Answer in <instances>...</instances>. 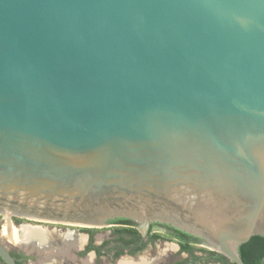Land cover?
<instances>
[{
	"label": "water",
	"instance_id": "95a60500",
	"mask_svg": "<svg viewBox=\"0 0 264 264\" xmlns=\"http://www.w3.org/2000/svg\"><path fill=\"white\" fill-rule=\"evenodd\" d=\"M0 216L159 223L245 264L264 0H0Z\"/></svg>",
	"mask_w": 264,
	"mask_h": 264
},
{
	"label": "flooded vegetation",
	"instance_id": "af4514ba",
	"mask_svg": "<svg viewBox=\"0 0 264 264\" xmlns=\"http://www.w3.org/2000/svg\"><path fill=\"white\" fill-rule=\"evenodd\" d=\"M10 219L18 222L17 218ZM106 227H121V229L111 231V236L116 241L114 247H110L111 243L108 241L95 245V231L91 230L87 231L83 244H81L82 242L79 244L71 241L62 242L56 251L54 249L51 251L53 254L48 256L49 259L44 256L45 260H42L41 263L39 260L42 258L37 255L36 251H48L50 244L46 239L44 245H38L26 242L23 238L16 250L8 249L1 242L0 245L13 257L16 264H56L57 261L59 264L66 262L74 264L86 257H90L95 263L96 260L103 262L109 260L113 264H235L223 255L204 246L198 239L167 225L150 223L141 227L126 220H114L109 222ZM20 228L24 233L25 229L30 226L20 224ZM79 232L73 230L72 234L78 235ZM250 241L244 244L243 248H241L243 245L239 247V257L245 264H264V242H258L256 246L254 244L255 248H253L250 246ZM160 245H164L166 250L156 252V248ZM241 251L247 254L246 259L240 255ZM107 252L110 255H105ZM54 253L56 254L54 255ZM144 253L146 256L143 255ZM0 264L5 263L0 259Z\"/></svg>",
	"mask_w": 264,
	"mask_h": 264
},
{
	"label": "rangeland",
	"instance_id": "374dc122",
	"mask_svg": "<svg viewBox=\"0 0 264 264\" xmlns=\"http://www.w3.org/2000/svg\"><path fill=\"white\" fill-rule=\"evenodd\" d=\"M20 224L30 226V228H38L44 231L45 239L48 241V244L50 245L48 251L46 252L36 251L37 255L42 258L39 260V263H41L42 260L43 261L45 260L44 256H47V259H49L48 256H51L50 255L52 253L51 251H53V249L56 251L62 242L71 241L76 244L82 242L81 244H83V240L86 236L87 231H91V230L95 231V245H100L104 241L105 242L108 241L109 243H111L110 247H114V245H116V241L114 238H112L111 231L113 229H121V227L87 228V227L68 226V225H60V224L45 223V222H36L25 219H18V222H15L14 220H11L9 218L0 216V242L10 250H16L17 247H19L20 245V241H22V239L24 238L23 237L24 233L21 231L22 229L20 228ZM73 230H77L80 232L78 235H74L72 234ZM194 249H199V248H194ZM165 250L166 247L164 245H160L156 248V252L158 251L162 252ZM55 254L56 253H54V255ZM108 254L110 255L109 252H107L105 255ZM171 254H173V252H171ZM143 255L146 256V253H144ZM58 262L59 261H57L56 264H59ZM64 264H67V262ZM74 264H113V263H111L109 260L106 262H103L102 260L101 261L96 260L95 263L91 260L90 257L88 258L86 257L79 261H76Z\"/></svg>",
	"mask_w": 264,
	"mask_h": 264
},
{
	"label": "bare ground",
	"instance_id": "6f19581e",
	"mask_svg": "<svg viewBox=\"0 0 264 264\" xmlns=\"http://www.w3.org/2000/svg\"><path fill=\"white\" fill-rule=\"evenodd\" d=\"M23 237L26 242L38 245H44V241H46L44 231L38 228H26Z\"/></svg>",
	"mask_w": 264,
	"mask_h": 264
},
{
	"label": "trees",
	"instance_id": "16d2710c",
	"mask_svg": "<svg viewBox=\"0 0 264 264\" xmlns=\"http://www.w3.org/2000/svg\"><path fill=\"white\" fill-rule=\"evenodd\" d=\"M135 234H137V232H134ZM251 241H250V246H253V248H255L254 247V244H255V246H256V244L258 243V242H264V237H259V236H255V237H252L251 239H250ZM245 245H243L241 248H243ZM260 254H262V252H260ZM259 254V255H260ZM240 255L243 257V258H245V257H247V254L244 252V251H241V253H240ZM246 259V258H245Z\"/></svg>",
	"mask_w": 264,
	"mask_h": 264
}]
</instances>
